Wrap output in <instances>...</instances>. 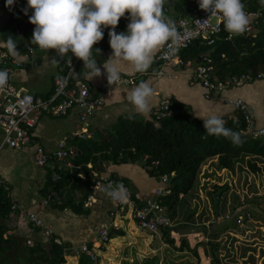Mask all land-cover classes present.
I'll list each match as a JSON object with an SVG mask.
<instances>
[{"label":"trees","instance_id":"obj_1","mask_svg":"<svg viewBox=\"0 0 264 264\" xmlns=\"http://www.w3.org/2000/svg\"><path fill=\"white\" fill-rule=\"evenodd\" d=\"M242 3L246 13L260 15L255 25V34L231 36L223 28L221 36L214 45L208 46L201 41H196L189 49L182 52V59L186 62L196 61L203 54L209 53L213 60L215 74L221 79L233 75L264 73V7L260 6L258 0H242ZM5 8L8 19L2 30L4 41L12 36L17 49L33 45L32 37H30L33 32L27 31L30 26L27 21L32 12L28 10L27 15L25 14L26 0H15L11 7L5 6ZM198 8L197 0H167L163 6V12L170 9L178 19L191 17ZM127 16L128 13H125V17L119 20L115 29L117 33L126 31L129 23ZM108 31L109 29H106L103 39L93 46L94 49H100V54L93 50V58L98 65H103L108 59L107 51H112ZM84 71L81 61L77 68V77L73 79L74 83L86 81L83 76ZM170 103L172 114L160 121L153 117L145 120L139 116H122L111 129L97 132L93 138H75L73 144L78 152L69 160L74 168L66 169V163L55 162L54 170L49 171L47 175V182L41 191L42 196L49 198L52 193L60 195L62 190L71 183V188L79 191L82 196L75 205L76 211L79 214L87 213L88 210L84 208V204L93 193L96 184L94 172L102 169L107 161L114 165L143 162L146 166L158 161L159 165L147 172L155 179L174 174L170 181L172 192L162 199V205L167 209L170 218L177 220L186 210L189 204L186 197L197 188L202 168L209 161L219 157L222 168L229 172H235L238 166H242L241 164L248 160L264 161V137L255 138L246 135L244 133L246 121L242 115L237 114L235 118L225 120V127L240 134L241 143L235 145L223 136L208 135L203 127V121L194 118L185 105L177 101H170ZM89 164L93 165L92 170L88 168ZM251 166L253 168L254 165ZM55 175L58 178L55 179ZM81 176H86L87 179L84 180ZM230 189L229 185H213L210 197L217 214L219 213L218 204L224 200ZM60 198L61 208H66L69 202L64 195H60ZM12 206L9 192L0 185V264H66V245L61 246L51 242L47 247L35 242L34 246H28L26 240L8 235L7 222L13 212ZM228 227L231 228V226ZM176 230L179 228L173 226L162 231L167 242L173 246L175 240L172 234ZM109 235L111 239H117L126 234L124 230L112 228ZM219 237L220 234L214 232L212 240L200 242L195 248H192L189 241L184 239L178 251L190 250L199 257L198 248L210 246L212 264H221ZM78 264L95 263L86 256H81Z\"/></svg>","mask_w":264,"mask_h":264},{"label":"crops","instance_id":"obj_2","mask_svg":"<svg viewBox=\"0 0 264 264\" xmlns=\"http://www.w3.org/2000/svg\"><path fill=\"white\" fill-rule=\"evenodd\" d=\"M164 15L175 22L176 17L170 9L165 10ZM7 19L8 15L4 0H0V48L4 49H6V46L2 30ZM27 22L34 30L35 26L29 20ZM17 51L18 55L14 57L24 62L26 68L20 70L15 76L14 82L16 85L23 91L35 96L48 97L53 91L55 79L63 74L65 63L69 59L67 57L61 58L52 49L39 51L34 56L29 55L24 47L18 48ZM157 52L154 54L152 65L144 73H138L130 65L121 63L120 75L137 77L139 80L135 86L117 87L109 85L102 68L100 77H95L90 81L85 79L90 84L91 95L104 100V106L88 119L86 125L89 132L88 139L93 138L97 132L111 129L122 116H139L145 120L151 119L153 110L163 101H177L185 105L194 118L203 121L196 115L199 114L201 117L218 115L224 120L235 118L237 112L229 101L241 99L251 107L256 128L264 129V79L229 89L222 94H214L211 99H208L207 90L196 80V65L199 59L191 61L193 62L192 66L161 67L155 60ZM111 53L112 51H107L108 58ZM53 58L58 61L55 65L50 63ZM35 62H38V67L34 66ZM159 67L164 70L165 74L163 76L157 75L158 70H160ZM141 81L149 83L153 88V96L150 98V112L147 116L136 114L128 99L131 90ZM45 117L54 119L51 115ZM65 118L72 119L73 132L71 135L83 129L77 110L71 112ZM63 129L64 127L60 124L55 125L48 121L41 124L40 121L35 131V141L48 153L56 152L59 143L63 140L71 148L77 150L73 144L75 138L65 137L59 141L57 134L58 131L61 134ZM1 136L2 132L0 130V139ZM42 141L45 142V145L42 144ZM52 143L56 144V149L53 151L49 147ZM67 163L66 169H70ZM55 166L56 163H52L45 169L38 168L34 162V145L20 151L6 148L0 154V180L6 182L10 187V198L13 205H17L23 211L38 214L47 226L54 229L56 236L61 238L66 246H78L82 243L92 242L98 236L101 228H115L125 232L129 228L134 229L136 209L147 198L152 197L158 188L162 187L161 180L152 178L143 162L114 165L112 162L107 161L102 169L94 172V175L100 178H123L129 182L132 190V201L126 214L118 215L113 219L110 218V212L114 210L115 206L111 198L106 195V188L103 187L97 190L91 208L86 209L84 207L88 212L79 214L75 209V205L81 200L82 196L79 191L71 188V183L60 194L64 195L69 202L66 208H61L62 203L59 194L52 193L49 198L42 196L41 191L47 182V175L49 171L54 170ZM88 168L92 170L93 165L89 164ZM220 171L226 170L222 168L219 157L209 161L202 168L200 177L202 185L200 186L206 185L208 183L206 180L212 179L211 176ZM7 224L9 226V236H18L26 241L32 240L34 243L38 242L47 247L52 242L50 238L42 235L41 229L36 228L25 218L19 219L14 212L11 213ZM78 261L79 258L70 257L67 259L66 264H78Z\"/></svg>","mask_w":264,"mask_h":264},{"label":"built area","instance_id":"obj_3","mask_svg":"<svg viewBox=\"0 0 264 264\" xmlns=\"http://www.w3.org/2000/svg\"><path fill=\"white\" fill-rule=\"evenodd\" d=\"M247 14L250 23L249 30L245 34H255V25L260 15L253 13ZM174 24L178 34L177 43L175 45L171 43L165 45L156 54L155 60L161 67L192 66L193 62H186L182 59V52L189 49L196 41H201L202 44L208 46L214 45L221 36L224 28L223 22L218 15L209 14L200 8L191 17L176 19ZM173 48L175 49L174 51L172 50ZM26 50L31 56L36 55L39 51H44L34 44L27 45ZM80 62L81 60L75 56L72 57L71 61L68 60L63 74L54 81L52 93L48 97H38L23 91L14 82L17 73L26 68L25 63L7 54L6 49L0 48V70H5L9 74L7 86L4 90H0V130L2 132L0 154L6 148L20 151L34 145V162L38 168L45 169L55 162H68V168H74L69 160L76 155L77 150L71 148L63 140L59 143L56 152L48 153L42 146L36 143L35 131L43 116L51 115L54 118H65L71 112L77 110L83 129L74 132L72 137L89 138V132L86 129L88 119L94 116L104 106V100L103 98H96L91 95L89 82H73V79L77 77L76 72ZM34 66L38 67V62H35ZM164 74L162 68L157 72L158 76H163ZM62 78L63 85L61 84ZM263 79L264 73L259 75H233L229 78L221 79L215 74L213 60L209 53L203 54L196 65V80L207 90L208 99H211L214 94H222L229 89ZM138 80L137 77L121 75L120 81L115 86H135ZM229 102L234 106L237 114L242 115L246 121L244 133L255 138L264 137V129L256 128L254 113L251 107L241 99L231 100ZM171 114V103L169 101H163L153 110L152 117L160 121ZM157 165H159V162L154 161L151 165L147 166V169L150 171ZM173 176L174 174L171 176H163L160 179L162 187L158 188L152 197L147 198L136 209L134 219L140 229L156 235L162 233L164 229L174 226L167 209L162 205V199L169 196L172 192L170 181ZM81 177L84 180L87 179L86 176ZM93 177L97 179L96 184L93 188V193L88 197L84 207L86 209L91 208L98 189L102 187L108 189L109 187H115L117 184H122L127 189L128 197L122 202L111 198L115 208L110 212V218L113 219L118 215H125L132 201V190L129 182L123 178H100L95 175ZM55 178H58V176L55 175ZM0 185L5 187L10 197V188L6 182L0 180ZM12 211L16 213L19 219L25 218L36 228L41 229L44 237L50 238L57 245H65L63 240L56 236L54 229L51 226H47L38 214L23 211L17 205L12 206ZM109 231V228H101L98 236L92 242L82 243L78 246H67L65 258H80L81 256H86L91 262H96L98 259L97 251L108 245L112 240ZM26 244L28 246H34L35 243L32 240H27Z\"/></svg>","mask_w":264,"mask_h":264},{"label":"clouds","instance_id":"obj_4","mask_svg":"<svg viewBox=\"0 0 264 264\" xmlns=\"http://www.w3.org/2000/svg\"><path fill=\"white\" fill-rule=\"evenodd\" d=\"M167 0H26L32 14L29 22L34 25L31 42L39 49L55 50L61 58L75 56L83 62L84 79L90 81L101 76L104 70L109 85L117 84L120 79L121 63L130 65L136 72L144 73L152 65L154 54L165 45H175L178 34L175 24L166 18L163 6ZM15 0H5L11 7ZM200 9L218 15L226 32L231 36H242L249 30V18L242 0H197ZM264 7V0H258ZM128 13L126 31H115L119 20ZM109 29L111 56L103 65L93 58V50L100 54L94 45ZM7 54L18 55L17 44L12 36L5 41ZM175 50L174 48L172 49ZM50 63L57 64L53 58ZM9 74L0 70V90L8 84ZM63 85V78L61 79ZM153 88L141 81L128 97L136 114L147 116L150 112V98ZM197 117L203 120L208 135L228 138L233 144L241 143L240 134L225 127V120L218 115ZM106 195L117 201L128 197L122 184L105 189Z\"/></svg>","mask_w":264,"mask_h":264},{"label":"rangeland","instance_id":"obj_5","mask_svg":"<svg viewBox=\"0 0 264 264\" xmlns=\"http://www.w3.org/2000/svg\"><path fill=\"white\" fill-rule=\"evenodd\" d=\"M45 116L41 124L48 121L64 127L61 134L58 131L59 141L65 137L72 138L71 118L49 119ZM42 144L45 145V142L42 141ZM49 147L53 151L56 144L52 143ZM241 165L235 172L220 171L212 175V179L206 180L208 185L200 186L201 180L193 193L186 197L189 204L184 213L177 220L171 219L179 228L172 234L174 246L162 233L152 234L136 224L134 229L129 228L125 232L124 237L111 240L98 250V259L94 263L212 264L210 246L199 247V257L190 250L183 253L178 248L184 239L195 248L200 242L212 240L214 232H218L221 264H264V161L248 160ZM251 165H254L253 168ZM215 184L231 188L218 204V214L210 197Z\"/></svg>","mask_w":264,"mask_h":264},{"label":"water","instance_id":"obj_6","mask_svg":"<svg viewBox=\"0 0 264 264\" xmlns=\"http://www.w3.org/2000/svg\"><path fill=\"white\" fill-rule=\"evenodd\" d=\"M27 31H33V27H30V26H29V27L27 28Z\"/></svg>","mask_w":264,"mask_h":264}]
</instances>
